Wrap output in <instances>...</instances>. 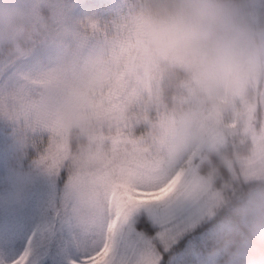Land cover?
I'll list each match as a JSON object with an SVG mask.
<instances>
[{"label": "snow or ice", "instance_id": "1", "mask_svg": "<svg viewBox=\"0 0 264 264\" xmlns=\"http://www.w3.org/2000/svg\"><path fill=\"white\" fill-rule=\"evenodd\" d=\"M57 7L33 6L37 45L0 47V188L29 176L0 197V264H243L247 234L228 235L218 212L224 190L264 188V96L204 112L143 52L133 0L74 27ZM85 148L105 190L99 218L74 214L84 181L71 160ZM210 149L234 157L223 190L197 174Z\"/></svg>", "mask_w": 264, "mask_h": 264}, {"label": "clouds", "instance_id": "2", "mask_svg": "<svg viewBox=\"0 0 264 264\" xmlns=\"http://www.w3.org/2000/svg\"><path fill=\"white\" fill-rule=\"evenodd\" d=\"M37 0H0V47H34L40 33L32 19ZM133 20L143 30L142 50L162 66L172 84L198 99L204 112L227 114L242 100L264 96V0H133ZM104 101L97 97L94 111ZM215 156V163H210ZM210 149L197 174L223 190V171L233 160ZM84 184L75 202L78 218H99L104 188L95 179L96 161L87 148L71 160ZM24 183L19 187L22 191ZM151 196H145V201ZM228 235L244 236L243 264H264V188L250 198L246 185L224 190L219 209Z\"/></svg>", "mask_w": 264, "mask_h": 264}, {"label": "rangeland", "instance_id": "3", "mask_svg": "<svg viewBox=\"0 0 264 264\" xmlns=\"http://www.w3.org/2000/svg\"><path fill=\"white\" fill-rule=\"evenodd\" d=\"M58 5L56 17L58 22L63 25H72L73 22L85 19L108 20L115 18L122 11L124 0H55ZM63 5H69L70 8L65 12ZM87 41V37H81ZM29 176L23 169H17L9 178V188H0V197L8 194L10 188H14L20 183H26ZM179 246V245H177Z\"/></svg>", "mask_w": 264, "mask_h": 264}]
</instances>
